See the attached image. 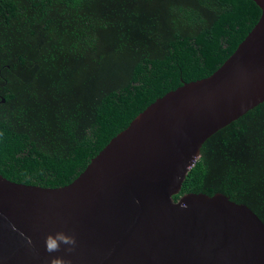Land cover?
I'll use <instances>...</instances> for the list:
<instances>
[{"label": "trees", "instance_id": "obj_1", "mask_svg": "<svg viewBox=\"0 0 264 264\" xmlns=\"http://www.w3.org/2000/svg\"><path fill=\"white\" fill-rule=\"evenodd\" d=\"M261 13L253 0H0V173L71 183L155 100L213 74ZM192 192L264 221V102L204 142L174 199Z\"/></svg>", "mask_w": 264, "mask_h": 264}, {"label": "water", "instance_id": "obj_2", "mask_svg": "<svg viewBox=\"0 0 264 264\" xmlns=\"http://www.w3.org/2000/svg\"><path fill=\"white\" fill-rule=\"evenodd\" d=\"M253 1L261 17L220 67L155 100L71 183L0 173V264H264V221L248 205L221 192L174 199L204 142L264 102V0ZM60 231L75 236L72 253L46 251Z\"/></svg>", "mask_w": 264, "mask_h": 264}, {"label": "clouds", "instance_id": "obj_3", "mask_svg": "<svg viewBox=\"0 0 264 264\" xmlns=\"http://www.w3.org/2000/svg\"><path fill=\"white\" fill-rule=\"evenodd\" d=\"M29 245L32 244L31 238H26ZM61 244L67 245L65 249L67 253L75 251L77 240L74 235H68L63 231L57 232L55 235H48L46 237V251L48 253L59 252L61 250ZM50 264H71L70 260L63 257H53Z\"/></svg>", "mask_w": 264, "mask_h": 264}]
</instances>
